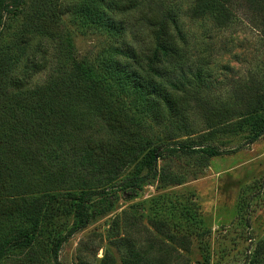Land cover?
<instances>
[{
	"label": "trees",
	"instance_id": "obj_1",
	"mask_svg": "<svg viewBox=\"0 0 264 264\" xmlns=\"http://www.w3.org/2000/svg\"><path fill=\"white\" fill-rule=\"evenodd\" d=\"M63 1L0 0V261L41 239L54 264H60L62 245L96 218L97 209L101 214L112 211L111 195L117 191L135 193L155 181L170 186L186 182L182 174L164 172L160 162L166 157L200 154L206 167L210 159L235 154L264 134L263 114L258 122L263 126L243 144L219 150L154 139L146 120L156 117L161 104L171 112L187 111L190 83L184 74L179 79L165 74L183 57L181 5H188L190 16L208 15L220 26L242 18L264 35V0H109L113 15H121L118 20L102 9L103 0H78L71 16L79 25L104 31L117 43L102 60L78 56L62 21L69 14ZM20 15L19 29L3 45L10 20ZM40 37L52 41L59 60L42 84L30 86L29 78L48 65V52L40 46L33 52L25 49ZM21 59L18 73L13 66ZM247 91L232 109L240 108L236 114L242 117L264 113L263 85ZM58 214L72 220L63 236L64 227L54 225ZM172 229L179 230L175 225ZM177 237L170 234L168 239L175 242ZM186 240L177 242V248L189 251L192 243ZM263 256L264 242L259 241L247 263H259ZM129 259L132 264H167L170 257L143 259L134 252Z\"/></svg>",
	"mask_w": 264,
	"mask_h": 264
},
{
	"label": "rangeland",
	"instance_id": "obj_2",
	"mask_svg": "<svg viewBox=\"0 0 264 264\" xmlns=\"http://www.w3.org/2000/svg\"><path fill=\"white\" fill-rule=\"evenodd\" d=\"M77 1H63V10L69 14L64 13L62 21L79 57L102 60L117 43L104 31L79 25L71 16ZM108 4L109 0H103L102 9L118 20L121 15H113ZM179 14L183 57L177 66L169 65L165 74L172 79L184 74L182 78L190 83L187 111L171 112L161 104L156 117L146 118L152 123L153 138L232 150L264 123H258L262 111L242 117L236 114L240 108L232 109L238 97L250 93L248 88L262 84L264 92V35L242 18L220 26L211 16H190L186 4L181 5ZM22 21L21 15L10 20L3 45L9 44ZM39 46L41 52H48V65L29 78L30 86L42 84L59 60L47 38L40 37L25 49L33 52ZM22 60L13 66L18 73L23 70ZM126 101L131 104L129 98ZM225 108L230 113L222 115ZM160 167L164 172L182 174L186 182L170 186L155 181L135 193L117 191L111 195L115 201L112 211L101 214L97 209L96 218L62 245L59 263L132 264L129 258L137 252L143 259L169 255L167 264H248L255 244L264 242V134L235 154L210 159L206 167L200 164V154L190 152L166 157ZM54 222L57 229L64 227L63 236L72 220L58 214ZM204 230L208 235H202ZM189 231L196 234L189 237ZM175 233L176 241H170L168 236ZM186 238L192 243L189 251L178 249L177 242H186ZM48 248L39 239L29 249L8 252L0 264H54ZM255 264H264V256Z\"/></svg>",
	"mask_w": 264,
	"mask_h": 264
},
{
	"label": "crops",
	"instance_id": "obj_3",
	"mask_svg": "<svg viewBox=\"0 0 264 264\" xmlns=\"http://www.w3.org/2000/svg\"><path fill=\"white\" fill-rule=\"evenodd\" d=\"M254 144V143H253Z\"/></svg>",
	"mask_w": 264,
	"mask_h": 264
}]
</instances>
